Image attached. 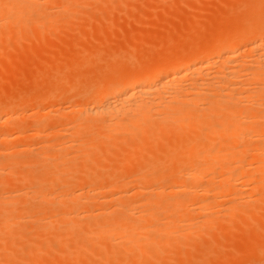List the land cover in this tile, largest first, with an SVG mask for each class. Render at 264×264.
<instances>
[{
    "label": "bare ground",
    "instance_id": "obj_1",
    "mask_svg": "<svg viewBox=\"0 0 264 264\" xmlns=\"http://www.w3.org/2000/svg\"><path fill=\"white\" fill-rule=\"evenodd\" d=\"M253 1L254 3H252ZM253 1H251L252 6L248 11L222 16V20H219L222 21L223 27L221 25L222 28L217 31L214 39L211 38L208 42L206 40L202 42L204 39L191 41L186 45L187 48L183 47V52L177 51V53L160 49L161 46L158 48L159 51L156 49L158 53L154 54L153 58L151 57L152 61H149L151 64L146 61L149 63L146 65L147 63L144 64L142 61L143 63L141 62L142 64L139 66L137 64V68L134 65L136 72L126 76L127 79L125 76L124 78L116 77L117 79L114 80L117 82L109 83L111 85L102 83L103 86L96 93L83 95L82 97L87 96L85 97L87 104H83L81 107L78 105L79 108H74L73 113L70 112V116L74 114L71 118L66 111L68 114L66 116L73 124L71 123L72 126L69 127L65 126L67 124L63 126L66 127L64 130L66 134L67 132L68 135L70 134V137L59 139L54 144L46 139L44 145V150L48 151L44 154L46 157L43 156L42 159L34 157L37 164L41 165V169L39 167V170L28 173L20 171L17 167L21 163V160H18L20 154H15L17 152L14 151H17L15 149L17 147L12 142L23 136L31 137L30 139L35 136L40 138L47 133L46 130L23 131L24 128L21 124L25 123L24 118L16 116L17 119L23 120L21 122L18 120L16 125L14 124L16 120L11 121L16 126V133L12 131L10 134H2L0 132V147L1 142H5L9 148L12 145L15 147L14 149L11 148L14 153L6 148L9 149L10 156L5 148L1 147L4 150H0V155H5L0 163V167H2L0 169L3 171H0V187L4 188L3 190H11L10 193L8 192V196H4V193H2L3 196L0 195V254L4 251L8 252L7 250L12 248L10 251L12 254L7 253L6 255L5 252L2 254L6 257L10 254L13 257H11L12 259L9 258L11 259L8 260L9 263L6 260L8 258L4 257L7 264H20L17 263L20 260L28 264H43L45 263L41 262L43 259L50 262H64L65 257H67L65 264H149L148 259L150 257L161 261L164 255L170 252L167 249L172 243L176 245L175 247L179 246L180 248L174 250L175 258L170 254L174 258L175 264H195L194 261L199 255L206 261L207 255L210 259L209 262L215 261V264H232L235 261V264H240V262H243L242 264L244 262L245 264L246 262L264 264V222L259 223L260 220L257 219V221L252 222L249 219L256 216L255 213L258 209L257 212H262L264 216V207H262L261 201L260 203L256 201L255 197L256 203L254 200L252 203V200L250 202L245 198L255 194L264 198V29L259 32L260 26H264V0ZM72 3V0H0V22L7 24L11 21V23L13 22L12 25L21 23L19 24L20 27L27 30L31 23H41L44 20L47 22H45L47 26L45 27L49 28L52 23L49 20H52L54 16L49 14L51 13L48 11L49 9H46L47 11L45 8L44 10L41 9L47 8V6L54 8V5L65 9L70 8ZM42 11L44 15L47 12L48 16L43 17ZM162 15L160 14V16ZM25 21L30 23L29 25L26 24V26L28 25L27 28L22 25L25 24ZM216 21H218L217 18ZM48 23L50 24L48 25ZM88 23L90 24L89 20ZM10 25H7L8 29L4 28V30L12 31L13 29H9V27L13 28L14 26ZM210 26L211 24L208 25L209 28ZM162 32L164 31L162 30ZM162 32L160 33L162 34ZM69 34L71 33L69 32ZM194 36L196 35L194 34ZM140 37L143 38L142 36L138 38ZM173 38H176L175 35ZM182 40L179 39V41ZM33 45L35 44L33 43ZM247 53H253L257 55V58L251 63L246 62L244 64L240 56ZM110 77L109 80H111ZM76 95L74 96L75 100L76 97L80 96L79 94ZM74 97L72 96V98ZM12 107L15 108V106ZM1 110L3 108L0 109V126L10 125L9 120L16 118L15 111L10 112V117L5 119L4 114L8 111L3 113L4 111L1 112ZM55 113L62 117L66 114L61 110ZM59 115L57 116L59 117ZM216 115H223V119L219 118L218 120ZM38 116L35 125H40L42 129L43 126L41 125L47 123L50 115L42 114L40 116L39 114ZM66 116L63 117L62 121L65 120ZM237 116H242V120L244 117L247 120H243V122H246L241 123V118ZM68 117L66 119L70 121ZM68 121L64 122L67 123ZM8 122L10 124H7ZM251 135L257 137H250ZM29 138H26L25 141ZM118 141H122L123 144ZM90 148L98 149V151L96 150L97 155L90 153L91 156H89ZM121 150L124 153H121ZM112 152L114 155L116 152L117 155H119L118 152L123 155H119L121 156L120 161L116 162L115 166L113 165L115 170L112 169V173L114 174L108 176L111 172H107L106 178L101 180L103 173L96 170L97 166H100L99 160L102 159L100 155L103 153L105 155L104 161H106L107 155ZM105 163L107 164V161ZM129 165L134 166L139 172L134 181L125 179L127 176L119 178L120 171L126 170L125 167ZM114 171L120 173H117L119 174L118 177ZM21 172L23 178L18 176ZM16 176L21 179H17ZM61 185L62 187L63 185L67 186L70 192L65 193L63 191L59 192L57 196L56 194L52 196L55 188ZM199 189H201L200 192ZM31 198L36 199L37 204L34 201L30 203ZM84 198L95 200V202L99 199L103 201L100 204L98 202L101 200L96 202L94 207V203L90 205ZM19 199L22 201L24 199L26 202L19 207V210L17 209L18 211L23 208L36 212L35 209H37V212L45 213L53 209L50 219L46 218L47 223L39 225L35 229L37 236L43 239L38 241L33 239L31 242V238H25L29 237L31 233H27L26 229L28 228L23 225L25 223L22 218L19 220L22 215H13V212L10 211L15 210L13 202L17 203L20 201ZM52 202L56 205H53ZM257 203L261 206H257ZM52 205L55 208L58 206V208L55 209ZM216 206L222 209L219 208L221 209L219 210L218 207L215 208ZM255 207L256 209H254ZM210 210H214L216 214L213 211L212 214ZM15 212V214L19 213L16 210ZM243 212H247V217ZM218 213L220 218L231 223L242 217L239 220L242 219L243 224L246 222V224L252 225L251 228L246 225L252 229L251 232L249 231L250 235L248 237L245 235L247 238L244 240H236L237 242L235 241L231 245V250L226 249L225 242L222 243L220 240V235L221 237L225 235L222 233L225 232L224 229L226 228H228L227 232L234 230L230 231L231 228L227 225L222 226L221 221L223 220H219L221 223L217 221ZM196 215L199 218L196 217L197 219L194 220ZM160 220L161 222L162 220L166 221V224L159 223ZM193 220L197 221L193 222ZM182 221H186L187 224ZM180 222L184 224L182 225ZM219 223L221 226L218 225ZM240 223H237L239 228H243ZM242 230L245 231V229ZM227 232L225 233L227 234ZM225 236L227 239L228 236ZM23 237L25 241L21 239ZM26 240L32 244L34 241L36 243L32 248L29 243V248H26L28 250L23 254L19 251L14 254L12 251H16L17 247L23 248V245L19 246L18 244L17 246L16 244L20 242V244H25L27 243ZM14 244L16 247H12ZM50 247L57 252L54 260L51 259V261L48 256L41 259L40 253L44 251L50 250L54 254V251L49 249ZM196 249L198 251L194 254L193 251ZM91 256L96 257V259L93 260L94 257ZM163 263L166 262L163 261ZM170 264L174 263L171 262Z\"/></svg>",
    "mask_w": 264,
    "mask_h": 264
},
{
    "label": "rangeland",
    "instance_id": "obj_2",
    "mask_svg": "<svg viewBox=\"0 0 264 264\" xmlns=\"http://www.w3.org/2000/svg\"><path fill=\"white\" fill-rule=\"evenodd\" d=\"M69 1H71V0H69ZM72 1H73V3L71 4L72 6L70 8H65L64 9V8H61V7H58V6L54 5V8L50 7V6L49 7L47 6V8L43 7L41 9V10H44V8H45V10L49 9L48 11L51 12V13H49V14H51V16H54V17L56 16V18L61 17L58 20L56 18H54V17H53L52 20H49L50 23L52 22L51 24L48 23V25L49 24L51 25V26L49 25V28H46L47 27L46 26L47 22L44 21V20H43L44 22L41 21V23L37 22L38 24L37 23L36 24L31 23L30 24L29 23L30 25L28 24V21H25V24L23 23L22 25L26 26V24H28L29 26L28 25L27 26L30 29L27 28V26H26L27 30L26 29H22L20 27L19 24H21V23H19L18 25L15 23L14 25H12L13 22L11 23V21H9L10 23L9 22H7V24L4 23L6 25L5 26L2 21H1L2 23L0 22V26H2V27H0V38L1 39L3 38V40L0 39V47L2 46L0 48V109L3 108V110H1V112L4 111L3 113H5V111H8V112H6L4 114L6 116V117H4L5 119L10 117L9 115H10V112H12V111H15V117L17 116L18 118H20V117L22 119L24 118L23 120H24L25 123L22 122L23 125L21 124L22 128H24L23 131L29 130V132H30V130H31V132H32V131H36V130H44V131L46 130V132H47L45 134L46 136L44 135V136H42L40 138H38V136H35L37 138L34 137V138L30 139L31 137L29 138V137L23 136V137L29 138V140L27 139V141H25L26 138H23V137L19 138V139H16L12 143L14 144V146L16 145L17 148L13 147L12 143L10 144V146L12 145L13 149L14 148L17 149V151L16 150L14 151V152H17L15 154L16 155L20 154L18 156V160H21V163L17 167L19 168L20 171L25 172V173H28L29 171L30 172L31 171L32 172L37 171V169L39 170V167L41 169V165L37 164V162H36L37 160H35L34 157L41 158V159L46 157V156H44V154L47 151V150H44V145L46 144L45 143L46 139H47V141H51V143L54 144V143H57V141H59V139H64L65 137L66 138L70 137L69 136L70 134L68 135V132L66 134L64 129L67 126L68 127L72 126V124H73L72 121L69 119V117L71 118L74 115V114L72 115L73 109L74 108H79L78 105H80V107H81V106H83V104H87V102H86L87 100L85 98L87 96L82 97L83 95H85L86 93H88V94L96 93L98 91V89L101 86H103V84H107L108 83V85H111L113 82L114 83H115V81L117 82V80H114V79H117L116 77L119 78V76H120L121 78H124V76L128 77V75L130 76V74L135 73L136 71H135L134 67L136 66V68H137V64L139 66L143 62H144V64L147 63L146 61H148V62L150 61L151 62L152 61L151 57L153 58L156 55V53H158V51H159L158 48H160L161 46H162V48H160V49H163L165 51H171L173 53H177V51H182L183 47L187 48L186 45H188L191 41H194V40L201 41L202 39H204V40H202V42H205V40H206V42L210 41L211 38L215 37V34H217V31L220 30V28L223 27L222 21H220V20H222V16L224 17V16H226L225 14L228 15V14L234 13V12L248 11L250 9V7L252 6L251 4L254 3L253 0H236V1L235 0H227V1L226 0H205V1L204 0H173V2H172V0H159V1L158 0H106V1L105 0H91V1H89V0H81L82 3L80 2V0H76V3H74V0H72ZM149 1H150L151 4L149 3ZM251 1H253V2L251 3ZM89 2H91V3H89ZM109 4H110V6L108 7ZM248 4H250V5H248ZM51 6H53V5H51ZM243 6H245L247 9L245 7H243ZM95 7H97V8H95ZM104 9L106 10V12H105ZM143 10H144V12H142ZM88 11H89V13H88ZM147 12H149V13H147ZM43 13L44 12L42 11V14ZM150 13H151V15H150ZM177 13H180L181 16L177 15ZM160 14L161 15L163 14L162 16H165V17L163 18L162 16H160ZM45 15L48 16L47 12L45 13ZM45 15L43 14V17H45ZM63 15H64V17H63ZM168 16L173 19L172 20L173 22L171 21V19ZM100 17H101V20H100ZM214 17H215V19H214ZM185 18H187V19H185ZM216 18H217L218 21H216ZM143 19H144L145 22L144 21L142 22ZM55 20H57V21H55ZM88 20H89L91 25L88 23ZM150 20H153V21H150ZM80 21H81V23H83V22L84 23L81 24ZM209 21H210V24H211L210 28L208 27V25H210ZM211 21H212V23H211ZM31 22H33V21H31ZM132 22H133L134 25L132 24ZM8 23L11 24L10 26H14L13 28L9 27V29H13L12 31L11 30H6V29H8V26H9ZM55 23H57V24H55ZM39 24H40V26H39ZM75 24H77V25H75ZM94 24H95L96 28H94L95 27ZM34 25H35V27H33ZM221 25H222V27H221ZM42 26H44V27L42 28ZM104 27L105 28L107 27V28L105 29ZM139 27H140V29H139ZM4 28H6V29L4 30ZM115 29H117V30H115ZM144 29H146V30H144ZM197 29H198V31H197ZM263 29H264V26H262V27L260 26L259 32H262ZM126 30H127L128 33L126 32ZM162 30L164 32H162ZM69 32L71 34H69ZM109 32H111V33H109ZM160 32H162V34ZM42 33H43V35H45V34H47V35L43 36ZM55 33H58V34H55ZM137 33H138V35H137ZM73 34L76 35V36H74ZM194 34L196 36H194ZM174 35H175L176 38H173ZM137 36L138 37L142 36L143 38H141V37L138 38ZM199 36H201L202 38L200 39ZM11 37H13V38H11ZM37 37H39V38H37ZM109 37H110V39H109ZM179 39H181V40L183 39V40L179 41ZM71 40H72V42H71ZM1 41H2V43H1ZM14 41H16V42H14ZM35 41H37V42H35ZM57 42L60 45H62V46H60ZM80 42H81V44H80ZM33 43L35 45H33ZM38 44H40V45H38ZM140 45H143V46H140ZM148 45H149V47H148ZM114 46H116L117 48L114 47ZM136 46H137V48H136ZM151 46H153V47H151ZM17 47H18V49H17ZM102 47H103V49H102ZM118 47H120V48H118ZM156 49L158 51H156ZM56 52H58V53H56ZM136 52H137V55H136ZM141 53H142V56H140ZM134 56L137 57V58H135ZM240 58L242 59L241 60L242 62L244 61V64L246 62L247 63H251L254 59L257 58V55H254L253 53H247V54H244V55L240 56ZM33 60H34V62H33ZM91 60H93V61H91ZM37 61H39V62H37ZM18 62H19V64H18ZM110 63H111V65H110ZM130 63H132V64H130ZM149 63H147L146 65H149ZM88 66H91V67H88ZM131 66L133 67V69H132ZM87 67H88V69H87ZM40 68H41V70H40ZM72 70H73V72H72ZM130 70H132V71H130ZM68 72H70V73H68ZM116 73H117V75H115ZM109 77H110V79L112 81L109 80ZM127 77H126V79H127ZM80 80H82V81L80 82ZM106 80L110 81V82H107ZM104 81H105V83H104ZM109 83H111V84H109ZM98 84H99V86H98ZM66 88H68V89H66ZM47 89H49V90H47ZM62 90H63V92H62ZM83 91H84V93H83ZM92 91H94V92H92ZM33 93H35V94H33ZM67 93H69V94L67 95ZM74 93L77 94L76 96H78V94H79L81 97L78 96V97H76V100H75V97H74L75 94ZM54 95H56V96H54ZM52 96L55 99H53ZM72 96L74 98H72ZM75 105H77V106H75ZM12 106H15L16 109L15 108L13 109ZM59 110L64 111V113H66L64 116L69 114L68 115L69 117L66 116V118L68 117V119L70 121H68L66 118L64 120V121H68L69 123L68 122L65 123L64 121H62V119H64L63 118L64 116L62 117L61 115L55 113V112H57ZM66 111L68 112V114H67ZM70 112H72L71 113L72 116H70ZM39 114H40V116H42V114H44V115H48L49 114L50 115V117L48 118L47 123H45L44 125H41V126H43L42 129L40 128V125L39 126L35 125L36 124V118L39 117L38 116ZM57 115H59V117ZM240 115H243V114H240ZM219 116L216 115V117H218L217 118L218 120H219V118L223 119V115H221L220 117ZM17 117L14 118V119L9 120V122L11 124L9 122L7 124H10V125H8V126H0V128H1L0 132L2 134H5V133L10 134L13 131V133H14L16 131V126H14V124L17 123V121L19 120V119H17ZM216 117H214V118H216ZM238 118H241V120H242V116L238 117ZM245 118H246V116H245ZM15 120H16V122H14V124H13V122H11V121H15ZM21 120H19V121L21 122ZM241 120L238 119V121H240V122H241ZM243 120H247V119H244V117H243ZM243 120H242L241 123H245L246 122V121L243 122ZM62 122H63V124H62ZM7 124H5V125H7ZM65 124H67V125H65ZM68 124H71V125H68ZM63 125H65L66 127L63 126ZM35 127H37V128H35ZM44 128H46V129H44ZM48 130H49V132H48ZM3 131H5V132L3 133ZM66 131H67V129H66ZM54 134H55V136H54ZM47 135H50V136H47ZM250 137H253V136L251 135ZM256 137L257 136H255L253 138H256ZM22 142L25 143V144H23ZM30 142H32V143L30 144ZM118 142L123 144L122 141L121 142L118 141ZM243 142H245V141H243ZM1 147L5 148V150L8 151L7 153L10 156L9 149L11 150L12 147L9 148V145H6L5 142H1ZM1 147H0V150H4V149H1ZM6 148H9V149H6ZM92 149H94V150H92ZM41 150H43V151H41ZM96 150L98 151V149H96ZM96 150H95V148H90L88 154L93 153L94 155L95 154L97 155L98 152ZM121 151H120L121 153H124L123 150H121ZM14 152H13V150H11V153H14ZM15 154H13V155H15ZM109 154L107 155L108 157L106 159L108 165L105 163L106 161H104L105 160L104 159L105 155H103V153H101V155H100V156H102L101 157L102 159H100V157H99L100 166L98 165L96 170L99 171V173L102 172L104 174V175L100 174L101 175V180L106 178L105 176L107 175V172H111V173L108 174V176H110L111 174H114V173H112L113 170H115V169H113L114 166H115L114 164L116 162L118 163L120 161L119 159L123 155V154L121 155L119 152H118V154L121 155V156L117 155V152L115 153V155H114L113 152L109 153ZM13 155H11V156H13ZM4 156L5 155H0V163L3 160ZM89 156H91V154ZM13 157H15V156H13ZM101 162H104V163H101ZM19 166H21V167H19ZM129 166L125 167L127 171L126 170H121L120 171V173L122 175L119 172L114 171V172H116V174L117 173L120 174V176H119V174H117L116 176L117 177L119 176V178L120 177H122V178L124 177L125 178V176H127L125 179H127L128 181H131V180L134 181V179L136 180V178L138 177V173L139 172H138V170L136 168H134L133 165H132L133 167L130 166V168H129ZM0 168H2V167H0ZM9 170H10V168H9ZM0 171L3 172L2 169H0ZM105 171H106V174H105ZM22 172H21V174H18V176L20 175V177L23 178ZM18 176H16V177H18ZM59 176H62V175L59 174ZM17 179H21V178L18 177ZM64 186L65 185H63V187H62V185H61V186L55 188L54 193L52 192L53 193L52 196L53 195L55 196V194L57 196L59 192H63V191L65 193L70 192L68 187L67 186L64 187ZM35 188L37 189L38 187L36 186ZM3 189L2 188L0 189V195H2V193H4V196L5 195L8 196L11 190H8V189L7 190H3ZM200 190L201 189H199L198 191L200 192ZM250 197L247 198V196H246L245 198L248 201L252 200V203H253V200H254V203H256L255 199H256V201H259L258 203H260V201H261L262 202L261 205H262V207H264V203H263L264 202V198L261 195H259V194L252 195L251 198H253V199H251ZM254 197H255V199H254ZM260 198H262V199L259 200ZM102 199L104 200V198H102ZM102 199L98 200V201L101 200V202H98V201H96V202H98V204H100L103 201ZM19 200L20 201L17 202V203H19L18 206H17L16 202H13V204H15V205H13L11 203L13 205V207L15 208V210L17 212H19V213L15 214L16 213L15 210H13V211L10 210V211H11V213L13 212L12 213L13 215H19V216L22 215V217H20L19 220H21V218H22V221L25 223L23 225L28 228V229H26L27 233H31L29 235V237H25V238L26 239L27 238H31L30 239V240H32L31 242H33V239L34 240L37 239L35 241H38L42 237L40 238L39 236H37V233H36L35 229L39 225H45L44 223H47V221L52 216L51 215L52 214L51 211L53 209L51 211H47L50 214L47 213V212H45V213L41 212L42 215H40L41 213L39 211L37 212V209H35L37 213L35 211L32 212V210H24L23 208L22 209L20 208L21 211H18L19 207H21V205H24V202H26V201H24V199H23V201H22V199H19ZM35 200H33L31 198L30 203H32L34 201V203L37 204V201L35 202ZM84 200L86 201L87 199L84 198ZM87 202H89L90 205L92 203H94L93 204L94 207L96 205L95 200H87ZM258 203H257V206L260 205V204L258 205ZM8 204L9 203H7V205ZM52 204L54 205L55 203L52 202ZM53 205H52V207H53ZM8 206L11 207L10 204ZM58 206H56V208H58ZM189 206H187L188 209H190ZM217 207L218 206H216L215 208H217ZM222 207H224V206H222ZM256 207L254 209H256ZM53 208H55V207H53ZM99 208H100V206L98 207V209ZM219 208H221V207H218V209ZM221 209H219V210H221ZM214 210L216 212V209H214ZM214 210H212V211L214 212ZM258 210H256V213H255L256 216H253L252 219L249 218L250 221L252 220V222H253L254 220L255 221H257V220L259 221L260 220L259 223H262V221L264 222L263 213L262 212H257ZM28 211H30V212H28ZM212 211L210 210L211 213H212ZM21 212H23V213H21ZM208 213H209V211L207 212V215H208ZM246 213L247 212H243V214H245V217H247ZM197 215L195 216L194 220L199 218V217H197ZM217 215L219 216L217 221H219V220H223L224 221V222L221 221L222 222V224H221L222 226H226L227 225V227L231 228V229L229 228L230 231L231 230L235 231V232L234 231L233 232L232 231L231 232H229V231L227 232L226 230L228 228L224 229V231L227 232V234L224 232V233H222V235L223 234L227 235L228 236L227 237L228 240L226 239L225 235H223L222 237L220 235V240H222V243L225 242L224 244L226 245V249L231 250V245L236 240H238V241L240 239L244 240V238H247L248 235H250V232L252 231V229H250L251 228L250 226H252V225L251 224H246V222H245V224H243L244 221H241L242 219L239 220L242 217H239L238 219H236L239 222H241L240 226L243 227V228H239V225L237 224L239 222H237L236 220H235L236 222L232 221V223H231V222H229V221H227L225 219L220 218L219 213ZM23 216H24V218H23ZM38 216H39V219H38ZM43 217H45L44 219L46 221L43 219ZM221 217H223V216H221ZM243 217H244V215H243ZM23 219H25V220H23ZM249 219L247 218V220H249ZM188 220L189 219H187V221ZM194 220H193V222L197 221V220L196 221H194ZM163 221L164 220H162V222H161V220H160L159 223H161V224L165 223L166 221H168V219L166 221H164V222ZM182 222H184V221H182ZM188 222L190 223V221H188ZM228 222H229V224H228ZM29 223H30V225H29ZM184 223L187 224L186 221ZM184 223H181V224L183 225ZM220 223L218 224L219 226H221ZM223 223H227V224L223 225ZM234 223L236 224V226H234L235 225ZM33 224H34V226H33ZM165 224H163V225H165ZM181 224H178V225H181ZM231 224H234V225H231ZM31 225H32V227H31ZM246 225H249L250 228L246 227ZM247 228H248V230H247ZM242 229H245V231H243ZM241 232H242V234H241ZM23 238H21V239L23 241H25V238L24 239ZM208 238H209V236H208ZM209 239H211V237ZM206 240H207V237H206ZM35 241H34L33 244L30 241H28V240H26L27 243H25V244H20L21 242L17 243V244L15 243L17 246H18V244H19V246L23 245V248H21V247H20L21 249L18 248V247H17V249L14 248V249H16V251H12V252L14 254H17L15 252L19 251V253L23 254V252H26V250H28L26 248L30 244H31V248L33 247V245L36 243ZM15 244L12 247H14ZM175 246L176 245H174L172 243L171 245L168 246L169 248L167 247L168 248L167 250H169L170 252L165 254L166 257L171 254L175 258V255L173 254L174 250L180 249L179 246L178 247H175ZM18 249H20V250H18ZM49 249H52V251H54V254ZM49 249H48L49 251H44V252L40 253L41 257L40 256L39 257L42 259V257L46 256V258H47V256H48V259L50 258V260L51 259L54 260V257L56 256L55 253H57V252H55L56 250H53V248H51V247ZM172 249H173V251H171ZM11 250H12V248L10 250H7L8 252H6V251H4V252L7 255V253H10ZM197 251H198V249L193 251L194 254H196ZM4 252H2V253L4 254ZM1 254H0V258L2 257V259H0V264H7V262H5V261L6 260L10 261L13 258L10 255L12 253H10L8 257H6V255L3 256V254L1 256ZM165 255H164V258L161 261L160 260H155L154 258L150 257L148 259L149 260L148 263L150 262L149 264H154V263L155 264H157V263L164 264L163 263V261H164V262H166L165 264H170L171 262H173L175 264V262L173 260L174 258L171 257V255L169 257H167V258L165 257ZM199 256H201V255H199ZM199 256L194 261L195 264H197V263L198 264L199 263L200 264H212L213 262L215 264V261H211L212 263L209 262L210 259H208L209 257L207 255H206L207 261H206V259L204 260V258L202 256L201 257H199ZM4 257L8 258V259L5 260ZM91 257H94V256H91ZM9 258H11V259H9ZM66 259H67V257H65V259L63 261L67 263ZM95 259H96V257L93 258V260H95ZM165 260H167V261H165ZM197 260H198V262H197ZM9 261H8V263H9ZM41 262H45L43 264H53L54 261L50 262L49 260L43 259V260H41ZM59 262L56 261V262H54V264H65L64 262H61V261H59ZM17 263L28 264V263H25V261L23 262V260H20V262H17ZM235 263H236V261L234 263H232V264H235ZM242 263L243 262H240V264H242ZM40 264H42V263H40ZM103 264H105V263H103ZM228 264H230V263H228ZM244 264H245V262H244ZM246 264H250V263L246 262Z\"/></svg>",
    "mask_w": 264,
    "mask_h": 264
}]
</instances>
